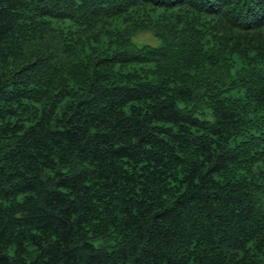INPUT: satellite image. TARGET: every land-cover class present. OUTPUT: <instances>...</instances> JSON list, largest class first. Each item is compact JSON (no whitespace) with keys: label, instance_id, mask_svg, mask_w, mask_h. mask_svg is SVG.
<instances>
[{"label":"trees","instance_id":"trees-1","mask_svg":"<svg viewBox=\"0 0 264 264\" xmlns=\"http://www.w3.org/2000/svg\"><path fill=\"white\" fill-rule=\"evenodd\" d=\"M0 264H264V0H0Z\"/></svg>","mask_w":264,"mask_h":264},{"label":"rangeland","instance_id":"rangeland-1","mask_svg":"<svg viewBox=\"0 0 264 264\" xmlns=\"http://www.w3.org/2000/svg\"><path fill=\"white\" fill-rule=\"evenodd\" d=\"M141 39H139V42H147L150 43L151 45H156L158 43V41L156 40V38L150 34H145V35H141L140 36Z\"/></svg>","mask_w":264,"mask_h":264}]
</instances>
